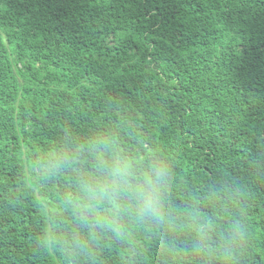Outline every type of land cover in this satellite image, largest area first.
Here are the masks:
<instances>
[{
	"label": "trees",
	"instance_id": "1",
	"mask_svg": "<svg viewBox=\"0 0 264 264\" xmlns=\"http://www.w3.org/2000/svg\"><path fill=\"white\" fill-rule=\"evenodd\" d=\"M0 264H264V0H0Z\"/></svg>",
	"mask_w": 264,
	"mask_h": 264
},
{
	"label": "clouds",
	"instance_id": "2",
	"mask_svg": "<svg viewBox=\"0 0 264 264\" xmlns=\"http://www.w3.org/2000/svg\"><path fill=\"white\" fill-rule=\"evenodd\" d=\"M112 175L113 177L117 178L116 180L117 187L120 186V182H123L124 185L130 184V181L128 180L130 172L127 168L117 166L113 170ZM127 190H131V189L128 188ZM135 195L139 196L142 199V208H141L142 212L151 213L154 211L151 194L146 193V192H136Z\"/></svg>",
	"mask_w": 264,
	"mask_h": 264
}]
</instances>
